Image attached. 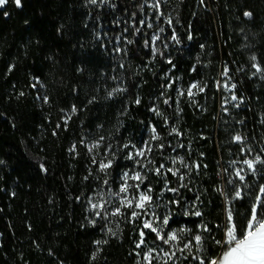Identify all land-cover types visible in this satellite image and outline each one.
Segmentation results:
<instances>
[{"label": "trees", "instance_id": "obj_1", "mask_svg": "<svg viewBox=\"0 0 264 264\" xmlns=\"http://www.w3.org/2000/svg\"><path fill=\"white\" fill-rule=\"evenodd\" d=\"M155 2L111 0L92 5L87 0H21L17 7L14 0H8L0 7V264L144 263L142 256L136 255L146 250L135 248L139 239L136 225L119 217L100 219L89 210L90 198L99 201L100 195L107 198L109 191L101 185L104 174L92 164V156L101 159L104 148L99 154H90L86 147L100 136L117 155L110 169L111 191L124 171H142L147 176L144 185L151 186L153 198L158 200L157 213L171 211L170 229L165 231L186 228L193 236L198 225L207 223L213 229L211 235L223 239L224 229L216 225L226 220L225 195L216 189L234 194L226 181L235 179L236 169H243L246 177L243 184L237 181L244 188V199L233 202L237 223L245 222L256 195L264 198L259 193V186L264 185V165L257 164V173L252 175L243 164L259 153L250 110L245 101L239 108L233 106L237 103L230 100L233 93L243 97L237 85L234 92L223 87L236 81L222 45L215 2L160 0L158 10L152 7ZM216 2L222 13L225 47L251 102L257 138L264 149V79L252 75L255 69L250 60L255 55L264 67V0ZM245 11L252 17H245ZM142 19L145 25L133 35L130 25L141 27ZM173 32L178 43L171 39ZM154 34H159L157 46L163 52L155 59L151 49L144 47V39L150 40ZM117 36L121 37L120 47H124L125 37L135 41L127 45V55L114 51ZM226 66L230 79L222 78ZM170 80L176 83L165 90L163 86ZM194 82L207 85L192 98L195 103L187 95L177 96L178 88L187 89ZM116 87L127 91L108 98L107 93ZM92 97L95 101L88 103ZM136 97L141 99L139 105L134 103ZM165 98H170L169 104L163 103ZM73 105L78 110L74 115ZM152 107H158L163 116L155 115ZM152 127L160 140L150 139ZM173 127L181 135L170 134ZM237 134L245 138L243 144L233 142ZM146 142L153 148L149 158L154 164L149 168L164 164L187 172L179 163L172 164L178 157L189 165L201 164L198 172L193 169L186 176L187 187L179 193L166 191L163 175L124 158L128 152L135 153L131 145L138 149ZM123 144L130 146L122 149ZM73 145L75 153L69 151ZM166 179L169 187L181 183L171 173ZM172 199L180 204H169ZM194 202L203 213L201 217L184 214ZM115 221L122 231L117 237L106 235L108 227L117 230ZM153 236L149 233L147 247H155ZM105 239L108 243L99 246L93 260L98 247L95 241ZM205 248L209 256L221 251L210 237Z\"/></svg>", "mask_w": 264, "mask_h": 264}, {"label": "snow or ice", "instance_id": "obj_2", "mask_svg": "<svg viewBox=\"0 0 264 264\" xmlns=\"http://www.w3.org/2000/svg\"><path fill=\"white\" fill-rule=\"evenodd\" d=\"M17 7L20 6L21 0H14ZM111 0H87V3L92 5L100 4H109ZM8 3V0H0V6H4ZM203 3V0H201ZM160 0H156V2L152 5V7L156 10L159 9ZM112 7H115L113 4ZM141 10H143V5H141ZM162 15V13H161ZM243 15L247 18L252 17V13L250 11H245ZM135 17V13H133V18ZM159 19V17H157ZM168 24L171 25V19H168ZM139 24L141 27H137L135 23H132L130 26L133 30V35L139 34L141 32V28L145 25V20H140ZM148 28L152 27L151 23L147 24ZM125 32L128 31V28L124 29ZM160 32H163V29H160ZM97 39H99V35H97ZM117 46L114 48V51L119 55L123 53L127 55V45L135 43L132 39L124 38V47H120L121 37L117 36L116 38ZM172 40L178 41V38L173 32ZM191 39V36H189ZM160 40L159 34H154L151 36L150 40L148 38L144 39V47L151 49V56L153 59L157 55L163 56V52L157 46V41ZM167 48V44L164 45ZM252 61V67L255 69V72L252 75L260 74L261 78L264 79V67L257 62V57L252 55L250 57ZM168 64H172L171 59L167 60ZM119 67L123 68L124 64L120 63ZM174 67V65H173ZM11 71V68L9 69ZM229 69L226 66L222 76L228 77ZM230 79V77H228ZM115 80L116 77H113ZM176 83L175 80H170L169 83L164 85V89H171L173 85ZM219 85V82H217ZM225 89L232 90L236 88V84H228L225 83L223 85ZM207 88V85H201L199 82L192 83L187 89L178 88L177 96L183 97L187 95L190 102L195 103L192 99L196 94L202 93ZM195 90V91H194ZM127 91L124 87H116L107 93V97L111 98L116 93H122ZM23 95V93H21ZM164 95V92L161 93ZM95 97H92L88 103H93L95 101ZM43 100L45 103L48 102V97L44 96ZM170 98H165L163 100L164 104H169ZM231 101H237L233 106L239 108L240 105L244 102V97H237L234 93L230 97ZM227 102V101H226ZM134 103L139 105L141 103V99L136 97ZM178 111L179 109V99L176 101ZM155 115L163 116V113L160 112L158 107H152L150 109ZM227 111V109H224ZM77 108L75 105L71 108V114H75L77 112ZM71 119V115L67 116L65 119V124L67 120ZM165 123H167V118L165 117ZM243 123V121H240ZM59 127V125H57ZM152 136L151 140H160L161 137L156 132V128L152 127L151 129ZM181 135L177 128L173 127L171 129L170 134ZM55 134V133H54ZM104 136H100L98 139L93 140L91 143L86 144L88 152L91 154L96 152L99 154V149L101 147L104 148V154L101 159H97L96 155L92 156V164L97 165V172L104 174V178L101 181V185L103 187H107L109 189L107 193V198L104 195H100L99 201H94L91 198L88 203L90 205V211L94 213L97 218L108 220L109 217H119L126 222L133 223L138 228V236L139 239L135 242V248H145L146 250L143 253L137 252L136 255L142 256L143 262L146 264H183L184 261H196L197 264H264V198L260 195H256L254 200L252 201L250 207L247 210V215L245 216V222L238 224L236 219V214L233 207L234 201H240L244 199V188L239 187L237 181L240 183H244L246 181L245 175L242 174L243 169H236L234 171L235 179H228L226 183L228 185H232L234 188V194L228 195L224 193V190L220 187L216 189V191L221 192V194L225 195V223L223 225H216L217 228L223 227L224 229V237L223 239H216L212 236L213 229L209 227L207 223H201L198 225L199 231L191 237V239L185 241L184 235L185 233L190 232L189 229L181 228L179 230H168L170 229V221L172 220V214L169 210L165 214H158L156 208L159 207L158 200H154L152 192L153 189L150 185H144V181L147 179L146 174H142L141 171H124L120 174V183L118 185L117 191H111L110 177L111 172L110 169L113 168L114 164L117 160L116 151L113 150L111 144L105 145ZM245 138L240 134H237L233 137V142L243 144ZM81 143H85L84 140H81ZM129 144H123L122 149L129 148ZM133 149H135V153L128 152L125 154V159L133 160L135 165L141 169H147L148 171H152L157 176L163 175L165 177V189L166 191L172 193H179V189L183 187H187V184L184 183L186 176L190 175L192 170L195 169L197 172L199 171L201 164L193 162V164H187L183 157L173 158L172 164L176 165L179 163L183 168L187 169V172L182 173L180 168L178 167H169L165 168L164 164H160L159 167L149 168V165L154 164V161L150 159V154L153 151L150 142H146L144 147L136 148L135 145H131ZM160 149L164 148L163 144L158 145ZM180 147H184L180 145ZM70 152H76V145H73L70 149ZM244 149L241 148V152ZM249 152L252 151L251 148L248 149ZM264 152V149H261ZM139 158V159H138ZM236 161H232L231 164H235ZM243 164L247 166L249 170H251L252 175L257 173V164L264 165V159L261 158V155L257 153L254 159H245L243 160ZM43 167V166H41ZM203 167H207V165H203ZM224 173L228 172V169L223 170ZM167 173H171L173 176H177L179 181V187L173 188L169 187L167 183ZM219 174V173H218ZM89 175H92L91 169L89 170ZM88 179V177H85ZM129 181H134L135 183H129ZM144 185L142 188L141 186ZM245 187H248L245 184ZM161 191L160 195L163 196V191ZM259 193L264 194V185L259 186ZM116 201L115 206L108 210V205ZM199 200V197H197ZM202 203V201H201ZM169 204L179 205L180 201L178 199H172L169 201ZM185 215H194L196 217H201L203 213L197 207V204L194 202L191 205L190 209L185 210ZM93 225H95L96 220L90 221ZM117 224V230H113V228L108 227L106 230V235L111 237H117L118 232L122 231L119 229V221H115ZM139 222V223H137ZM149 233L154 234L152 237L153 244L155 247H147V238ZM203 233H208L212 242L217 245L221 251L219 255L209 256L206 254L205 243L209 237H205ZM157 241L159 242L157 244ZM107 239L105 240H97L95 244L98 246L97 251H94L92 254V259L95 260L98 252L100 251L99 246L103 244H107ZM167 246V248L163 247ZM195 249V253L193 250ZM137 264H142L140 260L137 261Z\"/></svg>", "mask_w": 264, "mask_h": 264}, {"label": "water", "instance_id": "obj_3", "mask_svg": "<svg viewBox=\"0 0 264 264\" xmlns=\"http://www.w3.org/2000/svg\"><path fill=\"white\" fill-rule=\"evenodd\" d=\"M215 4H216V8L218 10V15H219V21H220V28H221V39H222V45L224 47V51H225V54L226 56L228 57V61L230 63V67H231V70L233 72V75L235 77V81H236V85L239 87V90L241 92V94L243 95L244 97V101L246 102L247 104V107L249 108L250 110V113H251V118H252V122H253V131H254V140H255V144H256V147H257V150L259 152V154L261 155V157L264 159V152L261 151L262 146L260 145L259 141H258V138H257V132H256V124H255V120H254V113H253V108H252V105H251V102L244 90V87L242 85V82L239 78V75L237 73V70L234 66V64L232 63V60L227 52V49L225 47V30H224V24H223V18H222V13H221V9L219 7V5L217 4V2L215 1Z\"/></svg>", "mask_w": 264, "mask_h": 264}, {"label": "rangeland", "instance_id": "obj_4", "mask_svg": "<svg viewBox=\"0 0 264 264\" xmlns=\"http://www.w3.org/2000/svg\"><path fill=\"white\" fill-rule=\"evenodd\" d=\"M0 7H3V6H0ZM225 69V68H224ZM224 71V70H223ZM222 78L224 79L225 77L224 76H222ZM230 91H232V90H230ZM232 92H234V91H232ZM134 171H138V170H134ZM140 171V170H139ZM142 172V171H141ZM143 174V173H142ZM119 177H120V175H119ZM119 177H118V179H117V181H116V189L114 190V191H117L118 190V185H119V183H120V179H119ZM129 183H135L134 181H129ZM115 203H116V201L115 200H113V202L111 203V204H109V207L112 209L114 206H115ZM184 239H185V241H187V240H189V239H191V233L190 232H188V233H185V235H184ZM193 252H195V249L193 250ZM143 264H146V262H144Z\"/></svg>", "mask_w": 264, "mask_h": 264}, {"label": "bare ground", "instance_id": "obj_5", "mask_svg": "<svg viewBox=\"0 0 264 264\" xmlns=\"http://www.w3.org/2000/svg\"><path fill=\"white\" fill-rule=\"evenodd\" d=\"M214 2L216 1V0H213ZM225 52V51H224ZM228 52V51H227ZM230 64V63H229ZM230 66V65H229ZM230 70H231V67H230ZM232 71V70H231ZM238 73V72H237ZM232 74H233V72H232ZM239 75V74H238ZM234 76V75H233ZM235 78V77H234ZM238 87V86H237ZM239 88V87H238ZM232 91H234V89H232ZM243 96V95H242ZM246 103V102H245ZM247 105V104H246ZM262 158V157H261ZM263 159V158H262Z\"/></svg>", "mask_w": 264, "mask_h": 264}]
</instances>
